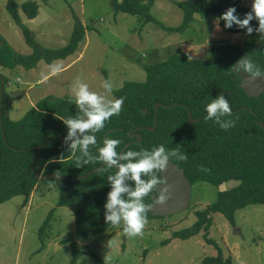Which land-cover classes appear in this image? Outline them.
Returning <instances> with one entry per match:
<instances>
[{"label": "trees", "instance_id": "trees-1", "mask_svg": "<svg viewBox=\"0 0 264 264\" xmlns=\"http://www.w3.org/2000/svg\"><path fill=\"white\" fill-rule=\"evenodd\" d=\"M112 2L117 13L137 16L145 24L155 21L150 13L153 1ZM243 2L244 0L179 2L178 6L183 11L182 24L175 29L166 30L181 33L194 21L196 15L216 20L229 6H235L242 18L243 13L250 10ZM6 9L34 52L30 55L16 54L0 36V43H3V46H0V69L11 70L20 64L33 68L42 59L46 63L63 60L74 55L78 45L85 39L86 28L78 16L74 15L70 42L60 49H45L38 45L32 31L22 20L23 16L28 20L35 19L39 13V4L36 1L18 4L15 0H6ZM251 23L253 27H258L256 20ZM219 27L225 33L240 34L249 40L244 45L216 46L211 57L205 61H192L187 55L176 54L165 62L145 65L147 80L126 82L123 88L114 92L118 98L126 97L122 111L119 115L111 117L100 132L95 133L98 146H102L104 135L110 130H115L107 137L119 139L121 144L118 150H122L131 142L128 134L145 127L139 132L142 141L131 145L127 150H151L160 144L168 150L178 147L187 159L182 161L173 158L171 161L184 169L193 186L197 183H208L215 187L228 182L235 184L220 191L214 203L199 208L195 213L196 220L193 225L173 231L172 238L182 240L203 232L204 239L217 250V255L205 257L201 264H233L232 257H225L218 243L209 237L213 215L222 214L232 223L236 211L251 205L264 206V94L259 98L249 97L240 87V78L229 69L239 58L249 54L253 62L264 70V42L256 51L259 41L256 33L248 36L245 34L246 30L235 26L226 29L223 21H220ZM6 85L7 81L0 73V205L17 196L24 197L23 206L27 205L28 199L40 182L34 175V168L40 166L44 175L60 171L61 176L73 180L51 179L52 181L46 182L57 181L60 184L59 206L68 207L74 212L77 240H86L90 236L105 233L113 226L107 224L104 219V204L110 190L107 177L116 169L97 171L82 178L103 164L90 163L77 168L75 158L65 150L63 140L67 135V128L62 120L76 114L74 98L65 96L42 99L22 119L13 121L10 116L5 115L6 111L10 112L12 109L13 102V98L6 91ZM169 86L174 89L170 90ZM221 92L230 101L233 112L231 116L222 119L236 120L235 127L227 131L221 129L214 120L206 119L205 115L206 105ZM156 103L170 107L159 108L157 127L154 131H148L146 127L154 126ZM175 104L178 105L172 107ZM189 113L194 120L201 117L202 119L191 123ZM3 131L6 142L3 140ZM60 136H63V139ZM39 146L41 147L38 148ZM89 150L93 155H98L97 146H90ZM61 153L64 156L62 160ZM36 157L38 158L35 163ZM152 194L145 197L146 204L151 203ZM156 218L163 217L148 213V220ZM43 229L44 227L41 228L42 231ZM70 242L75 250L73 264L83 253L94 255L90 250L76 251L74 238L70 239ZM164 243L167 244L168 240ZM98 260L101 262L99 257Z\"/></svg>", "mask_w": 264, "mask_h": 264}, {"label": "rangeland", "instance_id": "rangeland-1", "mask_svg": "<svg viewBox=\"0 0 264 264\" xmlns=\"http://www.w3.org/2000/svg\"><path fill=\"white\" fill-rule=\"evenodd\" d=\"M15 1L40 4L38 17L30 22L22 19L40 47L49 50L65 47L72 37L74 15L86 30L85 39L70 58L51 63L42 59L33 68L20 64L11 70L0 69L7 81L6 91L13 98L8 115L13 121L22 119L42 99L73 97L71 86L78 77L89 84L92 91L107 95L109 99L117 98L114 92L123 88L126 82L147 80L145 65L165 62L176 54L187 55L192 61H205L216 46L242 45L249 40L240 34L223 32L217 28L214 19L201 15H196L181 33L167 31L182 24L183 11L178 3L186 0H144L145 3L153 1L150 13L155 19L146 24L137 16L115 12L112 0ZM251 2L244 0L243 4L250 8ZM0 36L16 54L34 52L8 13L6 0H0ZM0 46H3L2 42ZM53 62L61 66L59 72L52 71ZM103 80L112 82L111 94L101 87ZM234 185L228 182L221 188L197 183L193 186L191 206L187 211L166 219H154L160 224L147 225L142 237H127L123 227L112 226L111 233L112 229L94 236L96 240L83 242L75 237L74 212L59 206L60 184L40 181L26 206L23 207L25 198L22 196L0 205V264H73L72 238L76 240V251L94 253H83L75 264H146L150 250L167 236L168 228L173 232L190 227L199 208L211 205L220 191ZM233 221L229 222L222 214L213 215L210 238L218 243L225 257H232L233 264H264V206L251 205L236 211ZM120 230L123 233L119 240ZM109 240H112L110 248ZM174 245L179 247L176 252H170L174 248H162L159 254L154 253L155 264H179L182 258L189 264H196L214 252L203 235L177 240Z\"/></svg>", "mask_w": 264, "mask_h": 264}, {"label": "clouds", "instance_id": "clouds-1", "mask_svg": "<svg viewBox=\"0 0 264 264\" xmlns=\"http://www.w3.org/2000/svg\"><path fill=\"white\" fill-rule=\"evenodd\" d=\"M253 20L258 22V27H253L251 23ZM220 21L224 22L226 29L235 26L240 30H246L245 34L248 36L256 33L260 42H264V0H252L250 10L243 13L242 18L235 6H229L216 18L217 28ZM51 68L54 72L61 70L57 62H53ZM229 69L237 75L246 73L252 79H264V70L253 62L249 54L239 58ZM101 87L107 94H111L113 90L110 80H103ZM71 93L77 112L74 116L62 120L67 128V135L63 140L65 150L75 158L77 168L90 163H102L103 168L99 171L116 169L107 177L110 190L104 204L105 222L116 227L122 225L127 237H142L149 223L148 213L154 207L153 203L144 202L145 197L157 190L155 204H166L171 198V193L166 179L159 174L168 169L171 159L183 161L187 156L182 154L178 147L168 150L163 144L154 146L151 150L121 151L118 150L121 141L107 136L103 140V145L98 146L95 133L100 132L111 117L120 114L126 97L109 99L107 95L92 91L89 84L79 77L72 84ZM205 111L206 119L214 120L225 131L236 125V120L222 119L233 114L230 101L223 92L206 105ZM90 146H97L98 155L90 152ZM63 157L61 153L60 160ZM55 177L53 180H59L60 171L55 172ZM161 185L164 187L158 190V186ZM107 245L110 248L112 240H109Z\"/></svg>", "mask_w": 264, "mask_h": 264}, {"label": "water", "instance_id": "water-1", "mask_svg": "<svg viewBox=\"0 0 264 264\" xmlns=\"http://www.w3.org/2000/svg\"><path fill=\"white\" fill-rule=\"evenodd\" d=\"M261 43H259L260 46ZM241 77V83L240 87L244 90V92L251 98H259L264 94V79H252L250 76L246 73H243L240 75ZM4 80H2V88H1V94L3 95L4 92ZM160 105V104H159ZM165 108H168L170 106H163ZM174 107V106H173ZM156 116H158V105L155 106ZM146 113V111H143ZM6 116L9 115V112L6 111ZM207 115V113L205 114ZM202 119H197L200 121ZM197 120H194L192 118L191 113H189V121L191 123L196 122ZM157 120L155 121V124L153 127H146L148 131H154L157 127ZM262 126L263 124L260 123ZM144 128L140 129L141 131ZM139 130V131H140ZM139 131L135 132L134 134L129 133L130 138H137V140L133 143H139L142 141V136L139 133ZM61 139H63V136H60ZM3 140L6 142L5 133L3 131ZM132 143L127 144L123 150H127L128 147H130ZM36 157L34 159V162H37ZM103 168V165L95 168L92 172L88 173L87 175L83 176L82 178L88 177L92 175L93 173L99 171V169ZM35 177L40 181H47L51 179H56L55 174H47L44 175L42 172V169L40 166L33 169ZM161 177L165 178L167 181V186L169 187V191L171 193V198L167 201L164 205L155 204L154 199L155 196L158 194L157 190L152 194L151 196V203H153L154 207L151 211V214L155 217H163L168 218L173 215H177L180 213H183L187 211L191 206V198H192V191H193V185L189 181V179L186 177L184 170L181 169L179 166L174 164L172 161L169 162L168 169L161 173ZM73 178H66L61 176L59 178V181H71ZM164 186H158V190H162Z\"/></svg>", "mask_w": 264, "mask_h": 264}, {"label": "crops", "instance_id": "crops-1", "mask_svg": "<svg viewBox=\"0 0 264 264\" xmlns=\"http://www.w3.org/2000/svg\"><path fill=\"white\" fill-rule=\"evenodd\" d=\"M40 5V4H39ZM38 17V16H37ZM23 20H27L28 22H30L31 20H28L25 16H23V18H22ZM32 20H34V19H32ZM70 58V57H69ZM58 61V60H57ZM10 95V94H9ZM11 96V95H10ZM12 97V96H11ZM34 106H35V104H34ZM38 185V184H37ZM37 187V186H36ZM222 187H224V184L221 186V188ZM35 190H36V188H35ZM24 207V206H23ZM166 219V218H165ZM149 221V223H148V225L150 224V223H152L153 225H157V224H160V222H159V220H157V223L156 222H154V221H156V220H154V219H151V220H148ZM119 228H122V225L119 227ZM211 228H212V226H211ZM110 229H112L111 231H110V233L113 231V228L111 227ZM109 229V230H110ZM146 229V228H145ZM119 230V229H118ZM210 234L212 235V233H213V230H211L210 229ZM123 232L120 230V232L118 233V238H119V240L121 239V237H122V234ZM171 234V235H170ZM172 234H173V232L168 228L167 229V231L165 232V235H167V236H163L162 237V239H161V241L158 243V246H156L154 249H152V250H150V253H149V257H148V262L146 263V264H155V258H153V255H154V253H157V254H159L161 251H163L162 250V248H167V249H170V248H174V249H170V252L171 251H175L176 252V250H178V248H176V246L177 245H174V243L175 242H177V240H182V239H173L172 238ZM106 235V234H105ZM199 235H203V232L202 233H200ZM115 236H116V234H115ZM198 236V235H197ZM194 237H196V236H194ZM194 237H191V238H194ZM209 237H210V235H209ZM116 238V237H115ZM190 238V239H191ZM200 239H201V237H199ZM165 239V240H164ZM78 240H82L83 242H89V241H92V240H96V238L94 237V236H90L88 239H86V240H83V239H78ZM168 240V243L167 244H165L164 242L165 241H167ZM170 240V241H169ZM187 240H189V239H187ZM201 241H203L202 239H201ZM209 245V244H208ZM201 246L204 248V245L201 243ZM212 246V245H211ZM119 247H121V245H119ZM199 247H200V242H199ZM213 247V246H212ZM214 248V247H213ZM166 249V250H167ZM151 251H152V253H151ZM215 255H217V250L214 248V252L213 253H211V255L210 256H215ZM168 256V255H167ZM205 258V257H204ZM203 258V259H204ZM203 259H200V261L198 262H196V264H201V262H202V260ZM103 260V259H102ZM179 264H189V261L187 260V259H185V258H182V260L180 261V263Z\"/></svg>", "mask_w": 264, "mask_h": 264}, {"label": "flooded vegetation", "instance_id": "flooded-vegetation-1", "mask_svg": "<svg viewBox=\"0 0 264 264\" xmlns=\"http://www.w3.org/2000/svg\"><path fill=\"white\" fill-rule=\"evenodd\" d=\"M245 43H246V42H244V44H245ZM259 43H261L260 46H259ZM244 44H242V45H244ZM261 46H262V42H260V40H259V41H258V44H257V46H256V51H257L258 49H260ZM241 74H243V73H241ZM241 74H240V75H241ZM236 75H237V74H236ZM240 75H237V77L240 78V80H241ZM170 81H173V79H170ZM240 83H241V81H240ZM168 88H169L170 90H173V89H174L173 86H169ZM117 98H118V97H117ZM159 104H160V105H159ZM156 105H158V115H159V108H160V107H163V106H167V105H163L162 103H156V104L154 105V109H155V106H156ZM176 105H178V104H175L174 107H175ZM181 105L184 106L185 108H187L186 105H184V104H181ZM172 107H173V106H172ZM156 114H157V113H156V111H155V121L158 119V116H156ZM198 119H199V118H198ZM196 120H197V119H196ZM155 121H154V124H155ZM197 121H198V120H197ZM157 122H158V120H157ZM189 122H190V121H189ZM142 128H145V127H141V128L135 129V131H134L133 133H131V132H130V133H131V134H134L135 132L139 131V130L142 129ZM113 131H115V130H110V131H108V132L104 135V138H105L106 136H108L109 133H112ZM140 131H141V130H140ZM140 131H139V132H140ZM129 138H130V137H129ZM130 139H131V142H129L128 144H130V143H132L131 145L136 144V143H133V142H135V141L137 140V138H130ZM126 145H127V144H126ZM126 145H125V146H126ZM131 145H130V146H131ZM125 146H124V147H125ZM124 147H123V148H124ZM123 148H122V149H123ZM121 151H122V150H121ZM172 162H173V161H172ZM173 163L176 164L175 162H173ZM176 165H177V164H176ZM177 166H179V165H177ZM181 169H183V168H181ZM183 170H184V169H183ZM184 173H185V171H184ZM160 175H161V173H160Z\"/></svg>", "mask_w": 264, "mask_h": 264}]
</instances>
